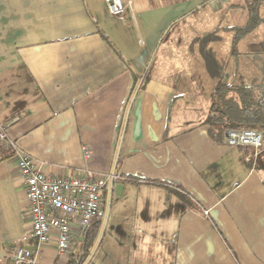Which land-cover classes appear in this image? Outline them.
I'll return each mask as SVG.
<instances>
[{"label":"crops","instance_id":"0c3cea01","mask_svg":"<svg viewBox=\"0 0 264 264\" xmlns=\"http://www.w3.org/2000/svg\"><path fill=\"white\" fill-rule=\"evenodd\" d=\"M121 1L112 16L104 0H0V264L19 248L37 252L35 264H264V133L255 157L210 137L213 90L184 76L205 64L173 32L212 3L264 0ZM251 67L264 73V54ZM22 154L49 177L121 178L87 262L81 241L60 257L55 239L29 237Z\"/></svg>","mask_w":264,"mask_h":264},{"label":"built area","instance_id":"2783aa9c","mask_svg":"<svg viewBox=\"0 0 264 264\" xmlns=\"http://www.w3.org/2000/svg\"><path fill=\"white\" fill-rule=\"evenodd\" d=\"M112 16H121L124 4L121 0H104ZM262 132L256 129H226L222 141L228 147L250 148L255 157L262 147ZM7 142L0 124V144ZM12 146L11 143H9ZM83 158L90 159L89 148L83 146ZM249 159V158H248ZM18 172L24 188L22 215L29 221V237L37 247L56 242V253L69 255L87 234L91 224L101 212L102 193L107 185L121 178L115 174H94L88 171L77 177H49L41 173L37 162L27 154L18 161ZM203 214L208 215L204 210ZM37 252L16 249L11 257L12 264H35Z\"/></svg>","mask_w":264,"mask_h":264},{"label":"rangeland","instance_id":"374dc122","mask_svg":"<svg viewBox=\"0 0 264 264\" xmlns=\"http://www.w3.org/2000/svg\"><path fill=\"white\" fill-rule=\"evenodd\" d=\"M195 2L187 0L184 3V10H191L197 6ZM230 4L233 3H212L210 8H206L204 15L195 14L193 17L187 18L185 25L180 23L173 29L174 33L182 36L179 44L195 53L197 59H201L205 64L206 73L184 75L195 78L196 82L202 84V89L199 91L203 95H208L209 88L211 92L218 82L239 86L242 85L244 77L251 79L264 77V73L253 76L249 71L252 68L251 63H255L258 56L264 54V1L256 8L255 26L247 34H242L239 31L250 22L251 16L249 15V18L246 16L250 11H242L239 8L230 9ZM186 11L181 17L186 14ZM242 70H246L248 73ZM150 75L148 74V76ZM109 187L110 185H107L103 198L104 205L101 207L98 235L89 250L87 260L96 250L100 237L102 239L106 230L108 231V219L112 210L111 203L108 212Z\"/></svg>","mask_w":264,"mask_h":264},{"label":"trees","instance_id":"16d2710c","mask_svg":"<svg viewBox=\"0 0 264 264\" xmlns=\"http://www.w3.org/2000/svg\"><path fill=\"white\" fill-rule=\"evenodd\" d=\"M249 15L250 22L239 31L242 34H247L255 26L257 10H251ZM204 124L208 126V133L216 142L222 140V134L226 129H256L264 133V85L252 88L218 82L212 91L211 104ZM105 194L106 188L102 193V206ZM100 218L101 213L93 221L79 245V252L84 253V262L98 235ZM75 256L78 258L77 254ZM68 264H77V259L69 261Z\"/></svg>","mask_w":264,"mask_h":264},{"label":"water","instance_id":"95a60500","mask_svg":"<svg viewBox=\"0 0 264 264\" xmlns=\"http://www.w3.org/2000/svg\"><path fill=\"white\" fill-rule=\"evenodd\" d=\"M250 1H252V2H259L260 0H250ZM111 191H112V184H110V187H109L108 212H109V209H110V206H111ZM100 241H101V237H100V239H99V241H98V243H97V246L99 245ZM97 246H96V248H97ZM92 254H93V253H92ZM92 254L90 255L89 259L91 258ZM89 259H88V260H89Z\"/></svg>","mask_w":264,"mask_h":264},{"label":"flooded vegetation","instance_id":"af4514ba","mask_svg":"<svg viewBox=\"0 0 264 264\" xmlns=\"http://www.w3.org/2000/svg\"><path fill=\"white\" fill-rule=\"evenodd\" d=\"M256 6H257V3H250V4L248 5L249 11H251V10H256Z\"/></svg>","mask_w":264,"mask_h":264}]
</instances>
